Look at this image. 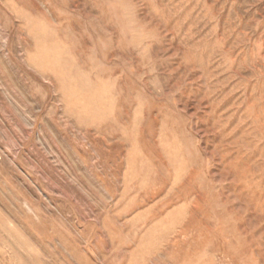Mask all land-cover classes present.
I'll return each mask as SVG.
<instances>
[{"label": "rangeland", "instance_id": "1", "mask_svg": "<svg viewBox=\"0 0 264 264\" xmlns=\"http://www.w3.org/2000/svg\"><path fill=\"white\" fill-rule=\"evenodd\" d=\"M0 264H264V0H0Z\"/></svg>", "mask_w": 264, "mask_h": 264}]
</instances>
